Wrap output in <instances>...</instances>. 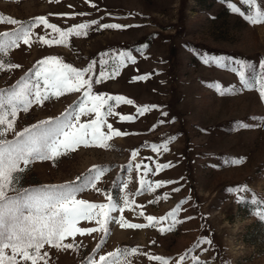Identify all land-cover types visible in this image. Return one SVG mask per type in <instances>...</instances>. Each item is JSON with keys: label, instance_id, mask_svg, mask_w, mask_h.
<instances>
[{"label": "rangeland", "instance_id": "obj_1", "mask_svg": "<svg viewBox=\"0 0 264 264\" xmlns=\"http://www.w3.org/2000/svg\"><path fill=\"white\" fill-rule=\"evenodd\" d=\"M231 5L242 14H235ZM259 5L264 6V0ZM254 7L243 0H0V16L5 18L27 22L44 16L63 32L81 23L90 25L84 35H69L64 44L51 46L38 37L55 40L59 34L43 25L35 27L30 46L21 43L3 57L20 67L0 70V90L16 84L48 56L81 70L96 62L93 79L99 76L104 53H109L103 57L110 60L108 68L114 65L110 57L120 52L135 58L115 78L93 84L94 93L133 101L115 106L114 115L107 118L113 130L125 135L112 137L108 147L80 146L54 161H36L22 174V188H37L73 182L93 166L102 167L107 171L95 189L79 193L77 199L107 203L111 195L123 209L111 214L115 220L107 225V234H76L65 238L59 249L45 245L41 254L48 253L47 264H86L89 257L100 264L101 255L117 249L121 250L117 264H162L154 259L157 256L168 264H181L186 253L184 264H193V258L199 264H264V219L257 214L264 210V101L256 90L245 89L232 70L244 63L249 81L264 73V24L252 25L243 15L252 14ZM110 23L125 27H102ZM17 27L0 23V33ZM205 56L223 58L225 66L205 65ZM148 74L147 80H135ZM217 83L231 94H218ZM81 96L82 92L67 93L42 106L34 104L27 113H18L15 130L61 116ZM147 105L159 109L137 111ZM121 116L134 119L122 121ZM92 118L81 117V122ZM169 137L175 140L167 151H152L151 145ZM13 138L9 132L7 139ZM163 164L170 166L157 172V165ZM144 165L155 174L145 177ZM144 179L165 183L144 192ZM238 186H247L248 191H229ZM177 206L180 211L171 231H160L169 221L157 224L146 219L165 217ZM121 220L155 226L122 228ZM78 226L100 228L95 221ZM68 243L74 247L65 249Z\"/></svg>", "mask_w": 264, "mask_h": 264}, {"label": "snow or ice", "instance_id": "obj_2", "mask_svg": "<svg viewBox=\"0 0 264 264\" xmlns=\"http://www.w3.org/2000/svg\"><path fill=\"white\" fill-rule=\"evenodd\" d=\"M243 2L250 7L256 5L252 8V14H243L244 18L252 25L264 24V6L259 5V0H243ZM230 7L235 14H242L239 7L235 5ZM0 23L19 25L12 31L0 33V70L20 67L18 64L6 62L3 57L9 50L19 48L21 43L30 46L35 27L43 25L45 29H51L53 33L59 34V38L55 40H49L43 36L38 37L40 41L49 46L53 43L64 44L65 37L69 35L82 36L85 34V30L90 28L89 24L81 23L69 28L67 32H63L57 25L49 23L44 16L35 17L27 22L0 16ZM92 23L96 24L97 22L93 21ZM102 27L104 29H122L125 26L110 23L103 24ZM108 56L109 53L102 55L99 62L101 71L95 79L92 74L95 71L96 62L90 63L81 70L63 62L56 56H48L39 60L16 84L0 90V264H20V260L24 264H27L28 261H31V264H38V260L45 261L47 264L45 258L48 253L41 254L45 245L59 249L65 238L75 237L76 234L84 235L97 231L107 234V225L115 220L111 214L123 210L120 201L111 195L108 196L107 203H90L84 199H77L79 193L95 189L96 183L107 171L102 167L93 166L73 182L37 188H22L20 186L22 174L31 163L54 161L57 157L66 155L69 151H75L80 146L108 147L107 142L112 137L125 135L118 130H113L112 125L107 123V118L114 115L115 106L132 105L133 101L122 95L94 93L93 84H100L105 79L115 78L120 69L128 62L135 63V58L126 51L120 52L116 56L110 57L114 65L112 68H108L110 60L103 58ZM202 63L217 67L225 66L223 58L215 56H205ZM247 67L241 62L239 68L232 70L239 76L240 83L245 89L256 90L260 99L264 101V73L259 79L249 81L245 76ZM150 75H140L135 77V80L144 81L149 79ZM216 88L220 95L231 94V90L225 89L219 83L216 84ZM81 92L82 96L79 101L70 105L61 116L41 120L21 131L15 130V121L19 112L27 113L34 104L42 106L45 101L53 97L58 99L67 93ZM153 108L159 109V106H142L137 111L142 114ZM163 115L166 116L167 113L165 112ZM93 116L94 118L87 122H81V117ZM120 119L131 121L134 117L121 116ZM104 127H107V132L102 130ZM9 132L14 134V138L11 140L7 139ZM174 140L175 137H169L160 145H151L152 151H167L168 143ZM132 155L135 157L136 152H133ZM169 166L168 164L157 165L156 171H162ZM144 169L145 177L149 173L155 174L153 169L147 165H144ZM164 183L153 184L152 181L144 179L141 181L142 191L150 192L159 189ZM229 191L245 193L248 189L247 186H238L229 189ZM242 199V196L239 197V200ZM127 202V197H125L124 203ZM178 211H180V206L170 211L165 217L157 218L148 215L146 219L157 224L169 221L168 227L161 228L160 231H171L177 222ZM257 214L261 219H264V210L258 211ZM81 221H95L100 225V228L79 227L78 224ZM118 222L120 227L130 229L155 226L154 224L126 223L122 220ZM206 243L210 242L206 241ZM63 247L72 249L74 245L68 243ZM6 249L11 250V255L6 254ZM131 251L135 252L136 249ZM127 252V249L123 250V254H127ZM120 255V249L108 253L107 256L101 255L99 257L100 264H117ZM154 259L161 261L162 264H168L167 260L159 256ZM186 259L187 253L180 257L181 264H184ZM86 264H94V258L89 257ZM193 264H199V260L193 258Z\"/></svg>", "mask_w": 264, "mask_h": 264}]
</instances>
